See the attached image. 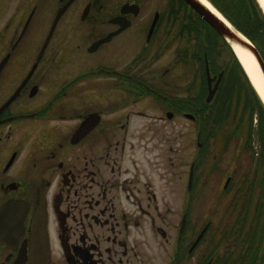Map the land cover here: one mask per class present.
Returning a JSON list of instances; mask_svg holds the SVG:
<instances>
[{
    "label": "flooded vegetation",
    "instance_id": "af4514ba",
    "mask_svg": "<svg viewBox=\"0 0 264 264\" xmlns=\"http://www.w3.org/2000/svg\"><path fill=\"white\" fill-rule=\"evenodd\" d=\"M13 1L0 0V64L10 54L0 71V85L13 51L21 43L28 44L26 36L39 12L38 4L20 7L21 31L8 41L2 33V15L10 11ZM69 1L58 0L52 22L46 25L49 28L42 46L58 11ZM144 1L115 4V0H72L48 46L63 20L76 10L85 25L83 37L91 40L87 51L95 55L94 66L88 71H67L66 75L59 70H46L43 74L44 70L39 69L46 49L24 87L7 104L29 75L39 50L18 85L0 97V264H195V260L202 264L208 260V249H201L206 239L201 246L202 240L193 246L210 224H205L195 238L194 180L190 184L195 162L191 161L186 193L178 211L174 144L167 157V150L157 152L161 142H150L159 136L146 132L157 122L189 119L190 110L200 108L194 97L173 91L177 83L172 82V72L184 65L190 78L195 76L194 59L206 69L205 56L209 48L212 54V46L207 40L208 45H202L203 52L199 54V49L191 45L190 53L181 51L174 55L173 62L163 70H149L160 60L162 48L166 51L179 40L193 43L194 37L201 31L204 34L205 29L201 28L202 22L194 26L190 22V6H176L182 0H161L162 11L148 5L146 13ZM136 27L146 41L135 49L134 55L122 63L98 59L103 50ZM6 29H12V22ZM3 40L11 46L4 57ZM208 59L211 63L209 56ZM10 72L12 77H18ZM220 72L211 70V76L217 77ZM205 76L208 92L206 70ZM95 79L102 82L101 86L109 83L110 89L116 88L117 96L110 101L116 112L132 106L125 117L110 116L112 113L107 111L112 108H98L95 89L88 82ZM192 84L186 90L192 89ZM202 86L201 83L195 87ZM145 101L153 104L137 108ZM147 109L154 110V114ZM86 120L88 124H84ZM197 140L202 148L205 142L200 141L199 135ZM205 150L201 154L202 167L208 157Z\"/></svg>",
    "mask_w": 264,
    "mask_h": 264
},
{
    "label": "rangeland",
    "instance_id": "374dc122",
    "mask_svg": "<svg viewBox=\"0 0 264 264\" xmlns=\"http://www.w3.org/2000/svg\"><path fill=\"white\" fill-rule=\"evenodd\" d=\"M46 3H41V0H15L13 1L12 8L10 11L2 15V33L8 37V41L12 38V36H18L22 23L21 17L23 16V10L20 7H30L39 5V12L37 13L36 18L34 19V24L31 26L33 29L30 30L29 34L26 36L28 39V44L26 42L24 44L21 43L16 50L13 51L12 61L10 65L5 69V71L1 75V85L0 92L3 93L1 98H3L6 94L14 89L20 82V79L28 70H30L32 63L35 61L36 55L38 54L41 46L42 39L46 36L48 28L47 24L49 21V26L52 22V18L55 15V7L57 6L58 0H45ZM124 0H115V4L117 2H123ZM182 2V1H181ZM181 2H177L176 6H181ZM145 5L144 11L145 13L149 11L148 5L154 6L152 10L159 8L158 11L163 10V2L161 0H145L143 2ZM260 5V3H259ZM44 7L43 9H40ZM190 22L194 25L196 22H202L199 14L193 10L191 12ZM153 14V13H152ZM9 22H12V29L7 30ZM231 23V22H230ZM85 25L81 22V20L77 17L76 10L69 15L68 18L63 20L60 25V30L58 31L53 42L48 46L46 51V58L41 62V67L39 71H43V74L46 70L49 71H63V75H66L67 71L79 72L80 70L88 71L90 69L94 60L95 55H91L87 51V46L90 44L91 40L88 41L83 37V32ZM202 29H205V34L213 35L211 39H208V43H211L212 46V54L209 48L208 54L211 59V70L212 72H218L224 70V77L221 82L223 85V89L228 92L229 97H234L235 100L233 105H231V109L233 111L239 109V114L243 115L244 113V121H243V129L245 130L248 125H250V111L251 109L243 110L242 106L246 101L250 104L254 105V101H256V96L261 97L257 94L254 87L252 86L248 75L245 72L244 67L238 63L233 55V52L230 51L225 45H221L223 42L221 38H218L215 35L211 28L207 25H202ZM162 30V29H161ZM202 32V31H201ZM193 41V43H188L185 40H179L175 45L165 51L162 48L159 53L161 54V58L159 61L155 62L153 66L149 67V70H163L166 66H169L173 60L174 55H180L181 51H188L190 53L191 45L193 47H197L199 49V53L203 52L202 45H208L207 39L201 35ZM33 35V36H32ZM40 38V40H39ZM31 39V40H30ZM7 41V42H8ZM30 41V42H29ZM145 38L143 37L141 30L139 28H134L131 30L127 36H123L118 40L114 41L108 49L103 50V55H99L100 61H108L110 63H122L129 56L134 55L137 51L135 49L142 45L145 42ZM5 40L2 41L1 47V56L4 57L7 52L11 51L10 44H6ZM164 44V42H161ZM208 49V48H207ZM171 54V55H169ZM150 59V57L148 58ZM132 59L128 60L129 65L132 67L133 65L130 63ZM238 60V59H237ZM194 74L193 77L190 78L189 72L187 73L184 65L183 67H179L172 72V82L177 83V86L173 88V91L180 93L181 95L194 97L196 99L202 98L200 95V88L198 89L195 86L203 85L204 76H203V67L200 62H196L194 59ZM91 64V65H90ZM240 64V65H239ZM59 66V67H58ZM140 66V65H139ZM142 66V62H141ZM178 68V67H177ZM137 69H140V67ZM92 70V69H91ZM10 71H14L17 73L18 77H12ZM145 73V70L143 71ZM187 73V74H186ZM202 75V77H201ZM176 80V82H175ZM193 88L186 90V86L191 83ZM90 85L95 89L97 105L98 108H112V110H108L107 112H111L110 116L117 115L120 117H125L126 112L132 106H127L121 112H116L114 107H110V101L116 98L117 91L109 88V83L107 86H101L102 82L95 80L88 81ZM89 84V83H88ZM200 84V85H199ZM111 86H114L113 83H110ZM188 85V86H189ZM221 86V85H220ZM115 87V86H114ZM93 88L90 90L92 96L95 95ZM220 88V87H219ZM244 93V97L241 101L236 99L239 93ZM257 94V95H256ZM116 95V96H115ZM119 98V97H118ZM1 100V99H0ZM239 101V102H238ZM149 104H153L152 102H140L137 108H142L144 106H148ZM264 104V102H263ZM150 110V109H147ZM151 114H154V110L149 111ZM109 117V116H108ZM256 118V115L254 116ZM149 120V119H148ZM138 123H149L147 120H137ZM253 125L256 126V119L253 120ZM235 122H230L224 126L222 132L211 141V146L209 150L206 148L205 151L208 152V157L205 159L203 167L195 168L194 175V230H195V238L199 231L203 228V226L207 223H210V231L206 234V243L203 244L201 249H208V260L203 262L202 264H206L209 262V255L211 254L210 249H215V241L220 237V233L225 234L226 240L224 248L219 249L220 252L228 251L231 249H245L246 247L243 245V241L239 240L240 234H244L245 232L239 231V225L237 223V219H232L233 215H230V202L231 199L228 194V197H225L223 193L224 186L228 177H236L233 178V182L237 181V178L241 177L247 171L254 172V166L257 164L259 154V143L258 140L255 139L254 149L256 150V155L253 156L252 149L246 148V143L244 142V138L238 133H235ZM147 134H157L159 137H155L150 142L157 146V152H161L162 150H167V157L171 154L169 148L174 144L172 150H175L176 154V181L175 186L177 190V200L178 203L176 205L178 211L181 209L180 200L186 193V185L189 175V169L191 161L193 160L196 163V160L199 155V147L197 140V124L195 122L187 119V118H177V121L171 122H157L150 131L146 132ZM201 140L204 139L202 136ZM161 140V141H160ZM136 143H140L135 140ZM259 148H258V146ZM143 148V147H142ZM144 149V148H143ZM153 150H156L153 148ZM173 178V176H172ZM161 180V179H160ZM155 185L159 187V179L155 176ZM179 217V216H178ZM231 222L230 229H227L226 226ZM234 224V225H232ZM235 227V228H234ZM206 244V245H205ZM195 245L194 247H196ZM201 246V244H200ZM198 247V249L200 248ZM225 256V255H224ZM196 264V260H195Z\"/></svg>",
    "mask_w": 264,
    "mask_h": 264
},
{
    "label": "trees",
    "instance_id": "16d2710c",
    "mask_svg": "<svg viewBox=\"0 0 264 264\" xmlns=\"http://www.w3.org/2000/svg\"><path fill=\"white\" fill-rule=\"evenodd\" d=\"M222 14L246 37H248L261 52L264 58V12L257 0H210ZM202 21V20H201ZM204 25L209 26L205 21ZM194 26V25H193ZM210 27V26H209ZM211 28V27H210ZM212 30V29H210ZM212 32H215L212 30ZM204 36V34H201ZM218 38L220 36L215 32ZM213 35L208 34L206 39H211ZM226 47L232 51L227 42ZM233 52V51H232ZM233 55L235 56L234 52ZM236 61L237 57L235 56ZM239 63V62H238ZM240 65V64H239ZM204 84L200 88L202 98H195L199 109L193 108L192 111L197 116V127L200 136L204 137V145L208 147L211 141L216 138L223 130L224 126L230 122H235V133L243 136L246 148L252 149L253 156L256 155L254 149L255 139L259 143V154L257 164L254 166V172L247 171L233 182V177L229 186L223 191L225 197L230 194V215L235 216L240 234L239 240L246 247L245 249H231L220 252L219 249H225V234L220 233V237L215 242V249H210L209 260L211 264H264V104L258 96L254 105L248 101L242 106L243 110L251 109L250 125L243 129L244 113L239 114V109L233 111L231 105L235 100L229 97L227 91L221 84L214 100L211 103L206 102L207 83L205 69L203 67ZM257 95V94H256ZM244 97V93H239L236 99L239 101ZM238 101V102H239ZM256 115V118L254 116ZM256 119V126L253 120ZM199 160H196L198 167ZM232 220L226 226L230 229ZM234 225V224H232ZM235 226V225H234ZM235 228V227H234ZM210 231V230H209ZM225 255V256H224Z\"/></svg>",
    "mask_w": 264,
    "mask_h": 264
},
{
    "label": "water",
    "instance_id": "95a60500",
    "mask_svg": "<svg viewBox=\"0 0 264 264\" xmlns=\"http://www.w3.org/2000/svg\"><path fill=\"white\" fill-rule=\"evenodd\" d=\"M197 12H199L203 18L205 20H207V22H209L217 31L220 35H222L228 42L229 44L233 47V43L238 44L239 46L243 47L244 49H246L247 51H249L256 59L259 68L263 74L264 77V58L261 55L260 51L257 49V47L246 37L244 36L242 33H240L234 26H229V22L226 20V22H228V24L225 22L224 19L219 18V16H217L215 13H213V11H211V9H209L207 6H205L200 0H186ZM126 7V6H125ZM124 7V8H125ZM215 9V8H214ZM64 8L57 14L55 21L53 23V26L50 30V33L48 35V38L46 39L39 55L37 58V63L34 64L29 76L34 72V70L37 67L38 61L41 59L45 49L47 48V45L49 43V40L54 32V29L57 25L58 19L61 16L62 12H63ZM157 19H155L153 26L151 28V30H153L155 24H156ZM108 40V38L104 39V41ZM103 41V42H104ZM102 42V41H101ZM10 54H8L2 61V63L0 64V71L4 68V65L6 64L7 60L9 59ZM207 61V75H208V79H209V92H208V96H207V101L210 102L213 97L215 96V93L218 89L219 83L222 79L223 76V72L220 73L219 78L217 79V82L214 86H212V81L215 78H211L210 76V69H209V64H208V60L206 58ZM241 62V61H240ZM243 65V64H242ZM29 77H27L28 79ZM26 82V81H25ZM25 82L21 85V87L25 84ZM21 87L18 89V91L15 93V95H13L11 97V99L7 102V104L9 102H11L16 95L18 94V92L20 91ZM190 117H192V115H189ZM93 117H95L94 115H92V119ZM99 119V117H98ZM90 120V119H89ZM88 120V121H89ZM84 124H88L87 120L84 122ZM191 181H192V175H191ZM206 229L203 230V232L200 234V236L198 237L197 241L195 242L194 246L198 243V241L200 240V238L202 237L203 233L205 232ZM210 264V263H208Z\"/></svg>",
    "mask_w": 264,
    "mask_h": 264
},
{
    "label": "bare ground",
    "instance_id": "6f19581e",
    "mask_svg": "<svg viewBox=\"0 0 264 264\" xmlns=\"http://www.w3.org/2000/svg\"><path fill=\"white\" fill-rule=\"evenodd\" d=\"M200 1L209 9H211L213 13L219 16V18L224 19V16L220 14V12H218L216 9H214V7L207 0H200ZM258 2L260 3L264 11V2H262V0H258ZM226 23L228 24V22ZM228 25L230 26L231 24L229 23ZM233 47L236 55L238 56L239 60L241 61V63L245 68V71L250 79L252 86L254 87L255 91L264 102V77L255 57L249 51H247L246 49H244L243 47L239 46L236 43H233Z\"/></svg>",
    "mask_w": 264,
    "mask_h": 264
},
{
    "label": "snow or ice",
    "instance_id": "6c2138e0",
    "mask_svg": "<svg viewBox=\"0 0 264 264\" xmlns=\"http://www.w3.org/2000/svg\"><path fill=\"white\" fill-rule=\"evenodd\" d=\"M262 2H264V0H262Z\"/></svg>",
    "mask_w": 264,
    "mask_h": 264
}]
</instances>
